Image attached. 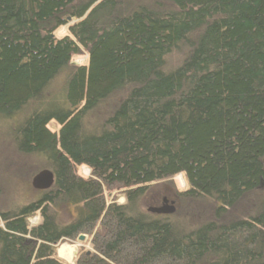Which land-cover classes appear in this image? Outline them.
Listing matches in <instances>:
<instances>
[{"label": "trees", "instance_id": "1", "mask_svg": "<svg viewBox=\"0 0 264 264\" xmlns=\"http://www.w3.org/2000/svg\"><path fill=\"white\" fill-rule=\"evenodd\" d=\"M10 152L54 181L0 211V264H66L80 236L73 264H264V0H0ZM177 176L200 225L139 207Z\"/></svg>", "mask_w": 264, "mask_h": 264}, {"label": "rangeland", "instance_id": "2", "mask_svg": "<svg viewBox=\"0 0 264 264\" xmlns=\"http://www.w3.org/2000/svg\"><path fill=\"white\" fill-rule=\"evenodd\" d=\"M65 33L66 29L62 28L58 30L55 35L56 37L61 38L65 36ZM85 60L86 55L82 52L79 56L72 59V65H83L86 63ZM51 128L54 129V126L52 125ZM3 141L4 140H2L1 143L2 145ZM1 153L0 161L3 157ZM5 158L9 162V167L7 169H0V211L6 210L12 203H16L17 206L26 205L31 200L37 197V193H35V191L31 188V175L36 171L42 169L40 165H33L35 163H32L29 159L19 158L13 152L6 154ZM9 158L13 160L10 161ZM35 168L39 169L37 170ZM17 170H21L23 172V175L19 177L12 176L13 173L17 172ZM81 174L84 177L89 176V172L86 169H81ZM184 190L185 182L182 176H177L172 179L152 183L149 186L147 194L140 200L139 207L144 212H149L150 214L154 215L163 214L161 216H168L172 219V221H177L186 226V228H192L199 223L201 224L200 220L202 218L207 219V216L210 214L207 212L211 210L213 206H211V204L209 203H206L204 206H196V203L185 204L184 200H181L177 196V194L183 192ZM105 198L106 202L108 203L115 202L120 205L125 203L123 193L119 190L114 191L111 194L105 192ZM164 199L169 201V205L172 203V205L170 206L172 208V211L168 213H156L155 210L162 207ZM63 219L67 220L68 216L64 214ZM38 221L39 218H33L29 220V224L36 225ZM78 245V242H76V245L74 246L78 247ZM64 248L65 246H62L59 249L58 254L60 257H66V255L62 256V254H60V251L62 249L64 250ZM85 249L89 251L91 250L89 244L85 246Z\"/></svg>", "mask_w": 264, "mask_h": 264}, {"label": "water", "instance_id": "3", "mask_svg": "<svg viewBox=\"0 0 264 264\" xmlns=\"http://www.w3.org/2000/svg\"><path fill=\"white\" fill-rule=\"evenodd\" d=\"M53 181H54V175L51 171L49 170H43L41 172H39L38 174H36L32 179H31V187L33 188V190L41 192V191H46L48 189H50V187L53 185ZM261 186H264L261 185ZM164 205L160 210H155L156 213H168L172 211V208L170 206H167V201L164 200L163 201ZM84 236H80L78 238L79 242H82L84 240Z\"/></svg>", "mask_w": 264, "mask_h": 264}, {"label": "crops", "instance_id": "4", "mask_svg": "<svg viewBox=\"0 0 264 264\" xmlns=\"http://www.w3.org/2000/svg\"><path fill=\"white\" fill-rule=\"evenodd\" d=\"M65 247H67L68 250H65V255L66 257H60L59 254L58 256L63 260L65 261L66 263L68 264H72V261H73V258L75 256V253L77 251V247L74 246V245H64ZM76 248V249H75ZM69 249H71V251H69ZM68 251V252H67ZM74 251V252H73ZM70 253V254H69ZM70 255V256H69Z\"/></svg>", "mask_w": 264, "mask_h": 264}, {"label": "bare ground", "instance_id": "5", "mask_svg": "<svg viewBox=\"0 0 264 264\" xmlns=\"http://www.w3.org/2000/svg\"><path fill=\"white\" fill-rule=\"evenodd\" d=\"M65 250H68L66 247L64 248V250L62 249L60 251V254H62V256H65ZM69 251H71V249H69ZM68 252V251H67ZM70 254V253H69ZM67 255V254H66ZM68 256V255H67ZM70 256V255H69Z\"/></svg>", "mask_w": 264, "mask_h": 264}]
</instances>
